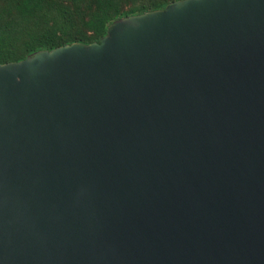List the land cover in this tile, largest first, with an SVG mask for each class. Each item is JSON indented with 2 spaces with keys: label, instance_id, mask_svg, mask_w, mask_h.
<instances>
[{
  "label": "water",
  "instance_id": "95a60500",
  "mask_svg": "<svg viewBox=\"0 0 264 264\" xmlns=\"http://www.w3.org/2000/svg\"><path fill=\"white\" fill-rule=\"evenodd\" d=\"M0 264H264V0L0 63Z\"/></svg>",
  "mask_w": 264,
  "mask_h": 264
},
{
  "label": "trees",
  "instance_id": "16d2710c",
  "mask_svg": "<svg viewBox=\"0 0 264 264\" xmlns=\"http://www.w3.org/2000/svg\"><path fill=\"white\" fill-rule=\"evenodd\" d=\"M175 0H0V63L39 50L99 41L115 20Z\"/></svg>",
  "mask_w": 264,
  "mask_h": 264
}]
</instances>
